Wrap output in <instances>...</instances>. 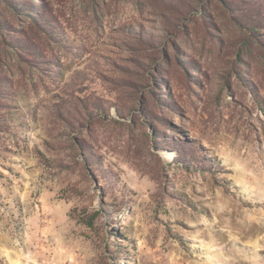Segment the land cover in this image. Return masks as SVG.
I'll return each mask as SVG.
<instances>
[{"label": "rangeland", "instance_id": "374dc122", "mask_svg": "<svg viewBox=\"0 0 264 264\" xmlns=\"http://www.w3.org/2000/svg\"><path fill=\"white\" fill-rule=\"evenodd\" d=\"M0 264H264V0H0Z\"/></svg>", "mask_w": 264, "mask_h": 264}]
</instances>
